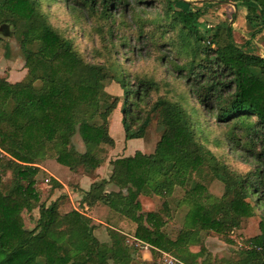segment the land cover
<instances>
[{
	"label": "trees",
	"instance_id": "1",
	"mask_svg": "<svg viewBox=\"0 0 264 264\" xmlns=\"http://www.w3.org/2000/svg\"><path fill=\"white\" fill-rule=\"evenodd\" d=\"M220 1L233 4L235 10L244 9L250 40L264 30V0ZM202 2L196 7L183 0H162L170 32L178 31L179 46L190 54L177 78L196 109L188 112L181 101L165 96L151 100L150 93L157 87L149 78L117 82L123 92L124 139L143 138L153 118L161 134L152 154L136 152L109 162L108 180L96 186L110 183L117 193L96 197L83 193L82 204L92 207L99 202L110 210L103 219L105 226H99L107 231L108 242L101 243L93 235L96 227L90 219L74 210L61 212L60 199L39 203L40 193L50 196L53 186L60 185L51 181L40 191L35 189L36 165L52 159L69 172L88 173L87 169L96 168L102 159L99 145L112 142L92 117L100 110L99 118L104 120L114 110L117 97L107 103L102 93L103 66L85 63L69 40L41 21L31 1L0 0V23L14 27L20 22L22 27L20 51L26 68L25 81L10 84L0 79V175L10 177L0 191V264H132L143 245L152 253L198 264L201 251L193 253L189 247L200 232H212L228 242V233L253 216L258 218V235L246 241L237 263L227 264H264V58L249 39L236 44L228 27L217 25L210 35V30L203 35L202 5L211 1ZM75 4L86 5L89 11L99 8L109 18L127 2L75 0ZM32 41L40 43L38 50L26 48ZM200 113L221 126L225 141L240 154L241 162L249 164L246 172L218 163L197 141L190 114ZM75 133L83 145L82 154L66 149ZM205 164L223 185L219 198L212 199L193 181ZM174 186L183 191L187 211L183 227L171 239L162 231L161 215L141 213L137 197L166 198ZM161 209L166 211L165 203ZM23 211L33 217L31 227L25 226ZM125 237L132 238L134 245H125Z\"/></svg>",
	"mask_w": 264,
	"mask_h": 264
},
{
	"label": "rangeland",
	"instance_id": "2",
	"mask_svg": "<svg viewBox=\"0 0 264 264\" xmlns=\"http://www.w3.org/2000/svg\"><path fill=\"white\" fill-rule=\"evenodd\" d=\"M28 1L34 4L41 21L50 26L60 37L69 40L72 48L85 63L103 66L106 80L102 82V93L107 97L105 98L107 103L112 101V97H117L114 110L104 120L99 118L100 110L92 117V121L97 126L105 129L107 137L112 142L111 145L107 143L99 145L101 149L99 154L102 157L100 164L96 168L87 169L88 173H84L81 169L76 172L70 171L73 176H70L69 179L65 178L64 169L58 167L60 172L54 171L55 177L61 178L60 182L63 186L53 179L60 185V188L53 186V195L49 196L46 202V195L39 194V203L47 204L52 197L53 201L60 199L61 212L74 210L89 218L91 224L96 227L93 231L95 238L101 243H106L108 242L107 231L100 227L104 224L103 219L110 210L99 202H96L92 207L82 204L83 193L88 191L95 197L110 192L117 193L119 191L117 187L110 183H105L100 188L96 186L101 181L108 180L111 172L109 162L118 158L132 157L136 152L142 155L152 154L161 134L157 120L153 118L146 128L143 138L124 139L120 112L123 92L117 82L125 79L130 84L136 79L149 78L156 83L157 87V90L150 93L151 100L157 96H165L175 101L177 99L189 112L192 108L196 109L197 105L187 98L183 81L177 78V75L178 70L189 60L190 54L185 47L179 46L178 31L170 32V21L164 18L162 0H142L141 4H136V0H126L125 7L116 8L109 18L103 17L99 8L89 11L86 5L81 7L78 6L81 4L76 5L75 0ZM183 1L195 4L196 7H201V3H205L202 1H211L202 5L204 15L200 18V32L205 35V30H210L211 32H208L210 35L214 27L220 25L228 27L232 37L230 27L233 12L227 4L221 3L220 0ZM148 2L152 3L151 6L146 5ZM20 31H22L20 22H15L14 27L5 22L0 23V79L9 78V73L13 76L24 70L26 73L24 58L20 51ZM238 40V44L245 42L241 36ZM262 40L264 42L263 38ZM203 44L206 46L205 42ZM39 46L38 41H32L26 48L29 51H35ZM262 54L264 56V49ZM21 76L19 81L24 80L25 74ZM24 78L26 80V77ZM35 85L39 86V83H35ZM190 117L192 124L197 127V141L213 155L218 163L224 164L238 173L246 172L250 167L249 164L241 162L240 154L233 151L225 141L224 131L220 125L202 114H190ZM66 149H73L79 154L83 153V145L76 133L69 138ZM200 170L193 175V181L200 185L212 199L219 198L223 193V185L212 176L207 164L201 166ZM82 177L85 184L84 182L80 184L78 181V178ZM46 178L47 176L44 174H40L36 178L38 191L41 189L39 184L44 183ZM9 180V174L0 175L1 192L5 190ZM91 187L93 188L91 189ZM122 193L124 194V191ZM184 198L183 191L174 186L171 194L166 198L155 195L149 197L139 195L137 202L141 213L158 212L164 222L162 231L166 236L174 239L183 227V218L187 211ZM162 203L166 204V211H162ZM34 212L35 210L31 211L30 216ZM28 213L23 211L22 217L25 226L31 227L34 220L33 217L32 219L29 217ZM257 223L256 216L241 221L237 229L228 233L226 237L228 242L212 232L202 231L198 234L197 241L190 245L189 250L193 253L201 251L200 256L196 259L198 264L201 262H205L204 264L237 263L241 257V251L246 248V241L258 235ZM125 239V245H134L132 238L125 237ZM153 252L155 255L147 245L139 247L138 253L134 254L132 264H184L169 254Z\"/></svg>",
	"mask_w": 264,
	"mask_h": 264
},
{
	"label": "crops",
	"instance_id": "3",
	"mask_svg": "<svg viewBox=\"0 0 264 264\" xmlns=\"http://www.w3.org/2000/svg\"><path fill=\"white\" fill-rule=\"evenodd\" d=\"M227 5L230 7L231 11L233 12V20H232V24H231L230 28H231V33H232V37L234 39V42L236 44L239 43V40H238L239 36H241L244 39V41H247L249 39L250 29L247 26L245 19H244V15H245L244 9L238 8V10H235V8H233L231 4H227ZM262 38L264 39V30L261 32V34L257 35L254 39L251 38V43L249 45H252L255 48L256 53L264 58V56L262 54V50L264 49V42H263ZM24 74H26L25 70L20 72L16 76L10 75V73H9V78L4 79V80L10 84L17 83V82H20L19 79L22 77L21 75L24 76ZM24 77H23V79H24ZM127 156H129V155H127ZM36 167L38 168V172H37V175L35 176V187H36V178L40 174H44L47 176V178L44 180V183L39 184L41 186V188H44L45 185H48V183L53 181V179H55L57 182H59L61 184V186H63L62 182H60V181H62L61 178L59 176L55 177L54 171L60 172V169H58V167L64 169V171L66 173L65 178L69 179L70 176H73L66 168L61 167V166L53 163L52 159L44 160L41 163H39L38 165H36ZM78 181L80 184L81 183L83 184V182L85 180L82 177V178H78ZM84 184H85V182H84ZM81 189L85 190L82 187H81ZM40 194H42V193H40ZM44 194L46 195V200H45V202H46L49 196H47L46 193H44ZM52 195H53V191L51 192L50 196H52ZM51 201H53V197L51 199H49L48 203H50ZM47 204L45 203V205H47ZM101 226H105V224H102Z\"/></svg>",
	"mask_w": 264,
	"mask_h": 264
},
{
	"label": "water",
	"instance_id": "4",
	"mask_svg": "<svg viewBox=\"0 0 264 264\" xmlns=\"http://www.w3.org/2000/svg\"><path fill=\"white\" fill-rule=\"evenodd\" d=\"M231 5H232L233 8H235L233 4H231Z\"/></svg>",
	"mask_w": 264,
	"mask_h": 264
}]
</instances>
